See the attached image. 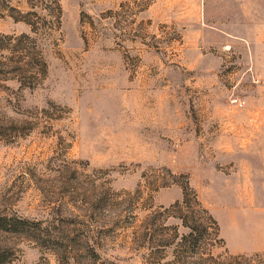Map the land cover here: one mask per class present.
I'll return each instance as SVG.
<instances>
[{"label": "rangeland", "instance_id": "obj_1", "mask_svg": "<svg viewBox=\"0 0 264 264\" xmlns=\"http://www.w3.org/2000/svg\"><path fill=\"white\" fill-rule=\"evenodd\" d=\"M249 20L227 0H0V45L27 34L47 65L34 89L0 77V217L28 223L0 231L5 264H264V46L212 29L252 38ZM185 188L216 222L183 205L209 227L193 248L165 218Z\"/></svg>", "mask_w": 264, "mask_h": 264}, {"label": "trees", "instance_id": "obj_2", "mask_svg": "<svg viewBox=\"0 0 264 264\" xmlns=\"http://www.w3.org/2000/svg\"><path fill=\"white\" fill-rule=\"evenodd\" d=\"M59 10V9H58ZM60 14V10L58 11ZM30 24V23H27ZM31 31L37 32L35 25H31ZM4 42L0 45V77L8 78L13 77L18 81L20 86L25 88L34 89L38 83L45 77L47 72V65L42 59L41 54L37 51L35 40L27 34H21L17 37L13 35L3 36ZM179 209L177 215L166 216L165 218L174 217L181 222V226L188 231L185 234H179L177 227L173 226L175 236L181 239L182 243L189 244L191 248L198 247L197 244L201 238V235H208L209 227L203 225L202 229L191 227L189 222L194 220V216L190 212L183 210V205L189 208L197 206L201 208V204L197 200L194 194L185 188L183 199L180 203L175 204ZM202 209V208H201ZM203 213L208 217L209 221L216 225V222L208 214V212L202 209ZM196 223V222H194ZM28 225L25 220L18 217H0V231L18 233L20 230H24V227ZM37 227L38 224H32ZM37 229V228H36ZM146 233V232H145ZM146 236V234H145ZM56 245L58 243H55ZM63 243H59L56 248L63 249ZM62 252H66L65 250ZM86 257L91 263L98 262V255L96 250L87 241V250L85 251ZM4 253L0 254V264L7 263L8 259ZM198 260L202 261L201 255L198 256Z\"/></svg>", "mask_w": 264, "mask_h": 264}, {"label": "crops", "instance_id": "obj_3", "mask_svg": "<svg viewBox=\"0 0 264 264\" xmlns=\"http://www.w3.org/2000/svg\"><path fill=\"white\" fill-rule=\"evenodd\" d=\"M205 1V0H203ZM230 2V5L234 6L237 5L238 9L242 11L243 16H249V17H258V20H249L246 21V23H249L250 25L253 23H257L258 27L257 29L254 28L250 32L253 33L252 38L246 37V36H235V34H230L228 30H225L223 27L215 26L212 28L214 31H217L221 33V35L226 36L230 40H241L245 43L246 46L250 47L252 46L251 40L258 39L259 46H264V0H227ZM255 32L258 33V36L256 38ZM226 47H229V45H225Z\"/></svg>", "mask_w": 264, "mask_h": 264}, {"label": "built area", "instance_id": "obj_4", "mask_svg": "<svg viewBox=\"0 0 264 264\" xmlns=\"http://www.w3.org/2000/svg\"><path fill=\"white\" fill-rule=\"evenodd\" d=\"M235 104H237V106L241 107L243 103H241V101H235Z\"/></svg>", "mask_w": 264, "mask_h": 264}]
</instances>
